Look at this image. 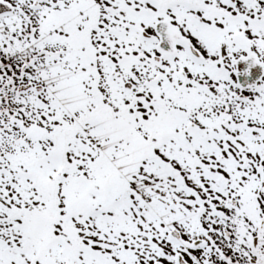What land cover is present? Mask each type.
<instances>
[{"label":"snow or ice","instance_id":"6c2138e0","mask_svg":"<svg viewBox=\"0 0 264 264\" xmlns=\"http://www.w3.org/2000/svg\"><path fill=\"white\" fill-rule=\"evenodd\" d=\"M0 264H264V0H0Z\"/></svg>","mask_w":264,"mask_h":264}]
</instances>
